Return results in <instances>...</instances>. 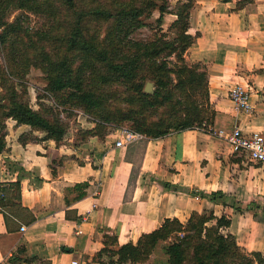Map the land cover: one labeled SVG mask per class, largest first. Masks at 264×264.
Segmentation results:
<instances>
[{
  "label": "crops",
  "instance_id": "1",
  "mask_svg": "<svg viewBox=\"0 0 264 264\" xmlns=\"http://www.w3.org/2000/svg\"><path fill=\"white\" fill-rule=\"evenodd\" d=\"M178 1H171V8ZM240 2L196 0L189 26L196 41L185 56L208 68L214 131L240 126L245 133L264 134V0L239 6ZM166 14L177 18L174 12ZM237 85L249 89L252 112L235 108L229 94ZM15 125V138L0 153V182L21 181L22 205L36 219L28 223L11 217L7 225L0 212V264L19 253L22 245L27 253L20 255L28 258L23 264H96L94 256L103 248L107 231L119 244L136 243L166 218L185 222L193 211L229 215L225 232L235 235L246 251L264 254V220L254 213L163 185L221 190L244 203L264 200V162L235 153L226 137L202 128L186 129L151 138L144 149L135 141L116 146V130L78 145L67 138L24 145L20 128L28 125ZM133 163L141 165L134 185ZM87 181V194L77 199L74 184ZM22 225H27L26 231Z\"/></svg>",
  "mask_w": 264,
  "mask_h": 264
},
{
  "label": "trees",
  "instance_id": "2",
  "mask_svg": "<svg viewBox=\"0 0 264 264\" xmlns=\"http://www.w3.org/2000/svg\"><path fill=\"white\" fill-rule=\"evenodd\" d=\"M247 1L242 0L239 6ZM195 2L179 0L172 11L167 0H0V49L6 51L12 73L24 76L30 66L40 68L45 73L46 90L55 101L81 106L95 115V128L86 130L83 138L103 137L110 124L123 122L142 135L132 141L144 149L149 139L172 132L202 128L212 133L216 112L208 68L201 62H189L185 56L196 41L189 32ZM157 9L159 26L165 13L177 15L172 23L175 36L166 32L151 39L133 36L147 26L146 19ZM12 10L20 12L13 20ZM29 14L41 18V26L33 31L24 23ZM11 72L0 64V153L7 147L2 129L9 118L30 126V131L19 137L24 145L41 139L60 143L68 124L52 106L33 108L10 78ZM148 81L153 82L154 92L145 90ZM115 85L122 90H114ZM36 131L45 133L44 138L33 134ZM141 161L142 156L138 163ZM138 163H133L130 175L133 185L141 166ZM163 185L252 212L264 220L259 215L260 210L264 212L263 202L244 203L221 190L206 192L170 182ZM90 186L88 181L75 183L77 199L85 196ZM0 212L7 225L11 217L28 223L36 219L22 205L20 180L0 182ZM230 224L227 214L218 217L213 211H193L185 222L166 218L136 243L119 244L117 236L107 231L94 260L96 264H143L161 246L166 264H264L263 253L246 251L235 235L225 232ZM22 252L27 253L25 245L3 264H23L28 258L21 256Z\"/></svg>",
  "mask_w": 264,
  "mask_h": 264
},
{
  "label": "rangeland",
  "instance_id": "3",
  "mask_svg": "<svg viewBox=\"0 0 264 264\" xmlns=\"http://www.w3.org/2000/svg\"><path fill=\"white\" fill-rule=\"evenodd\" d=\"M169 4L174 0H167ZM176 6H173L170 10L175 11ZM19 10H12L10 13V19L13 20L19 15ZM166 14V13H165ZM160 15V11L157 9L152 13V16L146 19L147 26H143L139 28L133 36L142 39H151L155 36V34H160L162 32H166L169 37L175 36V29L172 28V23L175 21L169 14H166V17L163 18L162 24L159 26L157 23V18ZM25 26H28L31 31L41 26V18L37 15L29 14V17L24 21ZM1 30V28H0ZM0 64L7 71L11 72V64L7 58L6 51L0 49ZM12 81L15 82L16 86L20 91L23 92V96L30 105L35 109H40L41 105L52 106L54 112H56L61 120L68 124V131L66 133V137L63 138L61 142L67 138V142H71L74 145H78L83 142L85 139L91 137L85 136V131L89 129L95 128L98 119L90 112H87L83 107L67 104L62 105L55 101V98L51 96L46 90L47 81L45 77V73L35 66H30L28 72L24 75H18L14 73H9ZM1 82V77H0ZM0 86V91H1ZM114 90H122L117 85L114 86ZM15 120L12 118L7 119L5 128L2 129L3 132H6V142L11 141L12 138H15V134L12 135V132H15ZM30 126H23L20 128V131L24 130V133H28L30 131ZM125 129H133L129 122L123 123H113L107 128L106 133L115 132L116 130L120 133V137H125L123 134ZM23 134V133H22ZM33 134H37L40 138H44L45 133L36 131ZM28 138H31L32 135H28ZM42 140V139H41ZM7 150V149H6ZM258 201L262 202L263 199H259ZM259 215L264 217V212L260 210ZM108 260V257H105ZM143 264H166V254L164 249L159 246L156 251L151 256L150 260Z\"/></svg>",
  "mask_w": 264,
  "mask_h": 264
},
{
  "label": "built area",
  "instance_id": "4",
  "mask_svg": "<svg viewBox=\"0 0 264 264\" xmlns=\"http://www.w3.org/2000/svg\"><path fill=\"white\" fill-rule=\"evenodd\" d=\"M230 99L233 101L237 110L250 113L253 111V104L250 101V91L241 85L234 86L230 90ZM212 131L222 135L230 142L235 153L246 156L248 159L256 162H264V134L261 131L245 133L240 126H236L230 132H226L223 128L218 131ZM212 132V133H213ZM123 134L115 142L116 146L124 147L128 142L141 137L142 135L133 129H125ZM27 225H22L21 230L26 231Z\"/></svg>",
  "mask_w": 264,
  "mask_h": 264
},
{
  "label": "water",
  "instance_id": "5",
  "mask_svg": "<svg viewBox=\"0 0 264 264\" xmlns=\"http://www.w3.org/2000/svg\"><path fill=\"white\" fill-rule=\"evenodd\" d=\"M145 90L148 92H154L155 88H154V84L152 81H148L146 83Z\"/></svg>",
  "mask_w": 264,
  "mask_h": 264
},
{
  "label": "bare ground",
  "instance_id": "6",
  "mask_svg": "<svg viewBox=\"0 0 264 264\" xmlns=\"http://www.w3.org/2000/svg\"><path fill=\"white\" fill-rule=\"evenodd\" d=\"M152 197V196H151ZM152 199H153V197H152ZM162 199V198H161ZM151 200V199H150ZM155 201V200H154ZM151 206V205H150ZM158 220H160V219H158ZM156 222V221H155ZM152 224V223H151ZM155 225V224H154Z\"/></svg>",
  "mask_w": 264,
  "mask_h": 264
}]
</instances>
